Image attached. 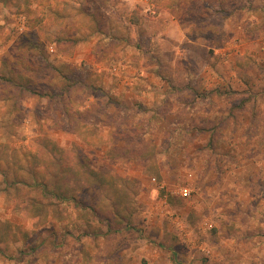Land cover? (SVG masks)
<instances>
[{"label": "rangeland", "instance_id": "1", "mask_svg": "<svg viewBox=\"0 0 264 264\" xmlns=\"http://www.w3.org/2000/svg\"><path fill=\"white\" fill-rule=\"evenodd\" d=\"M259 173L264 0H0V264H264Z\"/></svg>", "mask_w": 264, "mask_h": 264}, {"label": "crops", "instance_id": "2", "mask_svg": "<svg viewBox=\"0 0 264 264\" xmlns=\"http://www.w3.org/2000/svg\"><path fill=\"white\" fill-rule=\"evenodd\" d=\"M139 1V0H138ZM144 2H147V0H144ZM138 3V2H137ZM139 4H141L142 6H144V4H143V2H139ZM164 11H166V8L165 7H163L162 8ZM231 45H233V44H231ZM237 45V44H236ZM259 176H260V178H261V180H263L264 178H262L263 177V175L261 174V173H259ZM246 178H250L251 179V176L250 175H248ZM264 181V180H263ZM259 194H258V196H261V195H263L264 196V185H260V187H259V192H258Z\"/></svg>", "mask_w": 264, "mask_h": 264}, {"label": "trees", "instance_id": "3", "mask_svg": "<svg viewBox=\"0 0 264 264\" xmlns=\"http://www.w3.org/2000/svg\"><path fill=\"white\" fill-rule=\"evenodd\" d=\"M37 7V6H36ZM156 12L159 11V8L156 7L155 8ZM130 20L132 21V23H139V19L135 16V15H132V17H130ZM31 22H37V19H34V21H31ZM34 24V23H33Z\"/></svg>", "mask_w": 264, "mask_h": 264}, {"label": "built area", "instance_id": "4", "mask_svg": "<svg viewBox=\"0 0 264 264\" xmlns=\"http://www.w3.org/2000/svg\"><path fill=\"white\" fill-rule=\"evenodd\" d=\"M187 193H188L187 190L183 191V195H187Z\"/></svg>", "mask_w": 264, "mask_h": 264}]
</instances>
